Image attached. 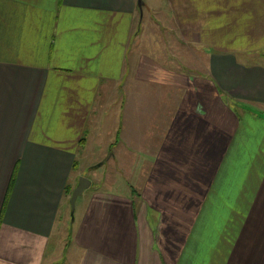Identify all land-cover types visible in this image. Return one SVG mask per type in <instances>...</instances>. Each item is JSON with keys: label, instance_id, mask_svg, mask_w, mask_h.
<instances>
[{"label": "crops", "instance_id": "crops-1", "mask_svg": "<svg viewBox=\"0 0 264 264\" xmlns=\"http://www.w3.org/2000/svg\"><path fill=\"white\" fill-rule=\"evenodd\" d=\"M261 194L264 0H0V264H264Z\"/></svg>", "mask_w": 264, "mask_h": 264}, {"label": "rangeland", "instance_id": "rangeland-1", "mask_svg": "<svg viewBox=\"0 0 264 264\" xmlns=\"http://www.w3.org/2000/svg\"><path fill=\"white\" fill-rule=\"evenodd\" d=\"M150 0H145V2H148ZM153 3L157 2V0H151ZM144 4V0H143ZM161 37V36H160ZM169 47L171 48V53L175 54L177 52H181V54H185L188 51V48L183 47L182 49L178 50L179 43L176 41L175 37L172 35H169ZM193 51L190 50V54L192 55ZM97 153V152H96ZM98 155H92L86 159V161H81V164L77 163V167L80 169H74L73 172H71V181H75L78 176H85L89 178L92 182L91 186L86 189L84 192L85 195L81 199H79L78 204L81 203L82 198H84L87 194L92 193L93 190H104L108 191V189H121L120 183H123L126 188H131V184L126 180V178H129L130 182H137L138 178L144 174V172L148 169L150 162L142 161V157H135L134 162L130 164V166H123L118 164L114 158H111L109 162L102 163L103 161H96ZM109 157V156H108ZM124 162V161H123ZM81 166V167H80ZM128 183V184H127ZM136 185H141V183H136ZM95 188V189H94ZM70 196H66L63 201V208L60 212V215L63 214V217H59V224H61V229L59 231L60 234V240L62 242L61 244H56V254L60 255L61 253V246H62V253L64 250V246L66 248V245L69 243L70 240V221L74 219V216L72 215V207L71 204L68 202ZM255 208L260 206L261 203L264 202V195L256 196L255 195ZM261 214L262 212H255V214ZM62 219V220H61ZM243 221L245 224L246 217L243 218ZM62 254L61 256H63Z\"/></svg>", "mask_w": 264, "mask_h": 264}, {"label": "water", "instance_id": "water-1", "mask_svg": "<svg viewBox=\"0 0 264 264\" xmlns=\"http://www.w3.org/2000/svg\"><path fill=\"white\" fill-rule=\"evenodd\" d=\"M139 4L142 7L143 6V0H139ZM92 182L89 178L85 176H80L78 185L73 189L71 198H70V204L72 207V215L75 214V208H76V202L80 195H82L87 188L91 186Z\"/></svg>", "mask_w": 264, "mask_h": 264}, {"label": "trees", "instance_id": "trees-1", "mask_svg": "<svg viewBox=\"0 0 264 264\" xmlns=\"http://www.w3.org/2000/svg\"><path fill=\"white\" fill-rule=\"evenodd\" d=\"M74 169H77L78 167H77V163L75 162L74 163ZM72 192H73V188L70 186V185H66V190H65V193L68 195V196H70L71 197V195H72ZM69 202H70V199H69Z\"/></svg>", "mask_w": 264, "mask_h": 264}]
</instances>
